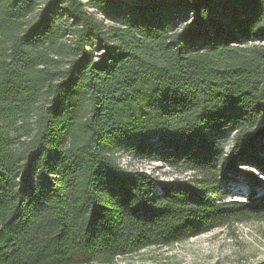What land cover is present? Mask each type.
<instances>
[{
	"label": "trees",
	"instance_id": "trees-1",
	"mask_svg": "<svg viewBox=\"0 0 264 264\" xmlns=\"http://www.w3.org/2000/svg\"><path fill=\"white\" fill-rule=\"evenodd\" d=\"M0 45V264H120L264 222V0H0Z\"/></svg>",
	"mask_w": 264,
	"mask_h": 264
},
{
	"label": "rangeland",
	"instance_id": "rangeland-1",
	"mask_svg": "<svg viewBox=\"0 0 264 264\" xmlns=\"http://www.w3.org/2000/svg\"><path fill=\"white\" fill-rule=\"evenodd\" d=\"M87 1V0H84ZM112 14V11L109 12ZM97 17L108 24L120 23L124 16L116 15L112 20L105 19L97 13ZM107 20V21H106ZM5 46L0 45V56L5 53ZM34 121V120H32ZM31 121V122H32ZM28 125L20 121L16 130H11L9 136L24 139L29 137ZM219 145L228 151L233 142L232 132H222L217 135ZM115 148L117 158L122 162L130 156L127 151V144L117 142ZM133 166H146L149 163H140L133 160ZM151 165V164H150ZM156 163L152 168L159 167ZM156 176L162 175V170L156 169ZM264 177V176H262ZM250 183L241 174H236L226 184L225 188L237 199H246L250 192ZM260 192V188L256 187ZM120 264H264V222H253L249 224L235 225L219 228L214 231L191 238L190 240L175 244L171 247L150 248L134 254L126 259H121Z\"/></svg>",
	"mask_w": 264,
	"mask_h": 264
},
{
	"label": "built area",
	"instance_id": "built-area-1",
	"mask_svg": "<svg viewBox=\"0 0 264 264\" xmlns=\"http://www.w3.org/2000/svg\"><path fill=\"white\" fill-rule=\"evenodd\" d=\"M121 165L126 168V169H129V170H133V169H139L140 171L148 174L149 176L151 177H158L156 176L155 174V170L154 168H152V164L154 165L155 162H150L149 165H146V166H133L132 163H133V159L132 157L130 156V158L128 160H123L122 162L120 161ZM151 164V165H150ZM156 164L158 165L159 163L156 162ZM161 181H169V180H173L174 179V176L172 175H167V177L163 178V177H160ZM154 191L156 193H162V188L159 184H156L155 188H154Z\"/></svg>",
	"mask_w": 264,
	"mask_h": 264
}]
</instances>
